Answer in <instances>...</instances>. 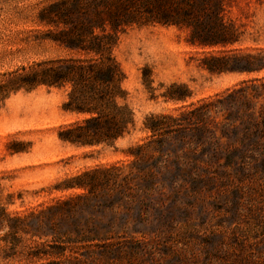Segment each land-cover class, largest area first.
Returning <instances> with one entry per match:
<instances>
[{
	"label": "rangeland",
	"instance_id": "374dc122",
	"mask_svg": "<svg viewBox=\"0 0 264 264\" xmlns=\"http://www.w3.org/2000/svg\"><path fill=\"white\" fill-rule=\"evenodd\" d=\"M60 1L0 0V82L40 62L80 57L52 41L64 28L47 24ZM227 1L224 19L240 37L234 46L203 51L188 45V30L177 26H134L120 35L114 55L136 124L113 147L59 140L75 120L61 109L65 90L20 92L0 106V212L38 216L28 219L30 234H20L13 258L5 259L13 251L4 242L8 229L0 230V264H264V71L212 76L194 59L204 52L264 53V0ZM79 18L73 14L71 22ZM173 83L187 84L192 97L167 102L162 94ZM242 88L246 94L210 114L205 126L189 115L163 136L144 130L151 115L180 117ZM161 140V153L152 148L154 158L134 163L130 147ZM111 166L122 175L98 199L77 204L74 213H47L81 193L57 185ZM30 250L53 256L32 261Z\"/></svg>",
	"mask_w": 264,
	"mask_h": 264
},
{
	"label": "trees",
	"instance_id": "16d2710c",
	"mask_svg": "<svg viewBox=\"0 0 264 264\" xmlns=\"http://www.w3.org/2000/svg\"><path fill=\"white\" fill-rule=\"evenodd\" d=\"M227 0H62L51 6L54 9L48 25L62 30L54 34L52 41L68 51L78 54V58L57 59L37 63L30 69L22 68L0 82V106L12 95L20 92L31 93L39 88H57L66 91V99L61 109L75 117V120L59 132L62 143L75 147H113L119 140L132 134L135 129V112L128 103V92L124 89L125 74L114 55L120 35L129 28L145 25L177 26L188 30V45L203 51L218 47L234 46L240 42L239 32L233 23L224 19ZM77 14L78 22L71 17ZM197 67L212 76L230 73H255L264 71V53L215 54L204 52ZM146 71V70H145ZM146 89L153 91L152 80L143 76ZM259 90V86H253ZM246 89L233 90L218 100L205 101L180 117L151 115L144 122V130L151 137L164 135L183 127L181 120L192 115L196 121L207 124V117L218 114L228 106L236 104ZM256 96V95H255ZM162 97L168 102H186L192 91L184 83H173ZM165 120L170 123H165ZM203 126V127H204ZM161 153L164 140L155 147L151 142L136 144L128 149L134 163L154 158L151 151ZM19 151H14L17 153ZM122 169L111 166L86 171L67 179L55 187L61 192L80 191L66 201H58L47 213L51 216L70 214L76 205L90 199H98V192L110 183L117 182ZM126 178V177H125ZM79 206V205H78ZM38 217L32 214L25 217H11L6 210L0 212V230L8 229L4 242L16 255L20 244V234H30L28 219ZM11 238L9 242L8 239ZM57 254V253H55ZM58 254H61L58 253ZM53 256V253L30 250L32 261ZM44 264H62L48 261Z\"/></svg>",
	"mask_w": 264,
	"mask_h": 264
}]
</instances>
